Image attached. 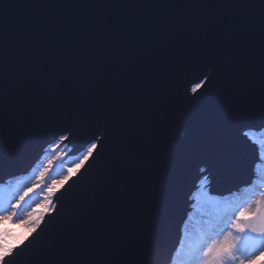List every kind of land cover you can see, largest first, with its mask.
<instances>
[{
  "label": "snow or ice",
  "instance_id": "1",
  "mask_svg": "<svg viewBox=\"0 0 264 264\" xmlns=\"http://www.w3.org/2000/svg\"><path fill=\"white\" fill-rule=\"evenodd\" d=\"M6 2L0 0V11ZM109 2L49 0L41 6L102 8ZM223 2L233 11L214 19L64 11L30 17L12 31L0 26V166L41 131L55 130L52 151L69 140L73 127L93 137L68 174L48 188L45 211L51 205L55 215L31 217L22 235L0 230V264H157L163 255L158 237L181 174L193 167L205 172L208 156L226 164L230 126L264 123V0ZM158 73L178 102H156L141 89ZM189 105L198 106L194 116L185 111ZM187 120L194 121L191 132L180 127ZM243 135L258 142L254 132ZM209 183V175L200 180L192 207L207 204L217 214L196 244L185 222L175 256L187 246L190 264L264 259V192L256 191L257 182L238 204L210 196ZM66 184L67 213L64 203L57 209L52 201ZM4 211L0 200V219L11 221Z\"/></svg>",
  "mask_w": 264,
  "mask_h": 264
},
{
  "label": "water",
  "instance_id": "2",
  "mask_svg": "<svg viewBox=\"0 0 264 264\" xmlns=\"http://www.w3.org/2000/svg\"><path fill=\"white\" fill-rule=\"evenodd\" d=\"M45 2H49V0H7L3 5V10L0 11V26L12 31L30 17L58 14L64 11H70L81 16L99 12L105 18L119 16L135 20L141 17H149L157 21L214 19L224 17L233 11L223 0H129L128 3H117L115 0H110L102 8L83 6L67 10L42 7L41 5ZM140 87L146 94L151 95L156 102H178L170 96L162 73H158L155 77H146ZM213 91H215V87ZM206 100L207 98L204 102ZM185 111L194 116L198 111V106L189 105L185 108ZM193 123L194 121L187 120L180 127H187L191 132ZM261 128H264V123L259 119L244 120L230 126L226 133L231 145L226 164H220L208 156L203 159L201 164V166L206 167L205 172L201 173L198 167H193L181 174L178 191L175 192L174 202L168 212L167 225L158 237L163 255L157 260V264H172L175 253L180 247L186 217L193 208L191 207L193 203L192 195L198 190L203 175H209L210 178L208 184L209 195L218 199L231 196L248 186H252L253 182L256 181L255 170L260 161L258 146L244 136L243 133ZM54 131H41L27 141L23 150L18 152L11 162H5L0 166V183L11 177L18 178L28 175L41 157L48 152V149L58 142V136L54 135ZM68 135L69 140L65 142L72 146V150L67 155H75L85 150L87 144L93 138L91 130L79 127H73ZM94 174L95 169L90 175ZM78 175L73 177V180L78 179ZM71 183L72 181H69V184ZM69 184L60 188L53 200L57 209H59L60 203L65 204V213H67L68 200L65 192ZM80 190L81 185H77L74 189V191ZM50 213L55 215V212L52 211L45 214V221L51 218Z\"/></svg>",
  "mask_w": 264,
  "mask_h": 264
},
{
  "label": "rangeland",
  "instance_id": "3",
  "mask_svg": "<svg viewBox=\"0 0 264 264\" xmlns=\"http://www.w3.org/2000/svg\"><path fill=\"white\" fill-rule=\"evenodd\" d=\"M251 132L255 133V140L258 141L256 144L260 154V144L264 143V128L253 129ZM51 149L52 147L48 149V152L44 155L41 162L35 165L28 175L18 178L11 177L7 179L8 182L5 187H0V200L3 201V208L5 209L2 214L13 216L11 221L0 219V230L9 229L13 235H22L27 229L25 222H30L31 217L38 218L40 214L45 216V214L52 211L51 205H48L49 210L47 212L44 207L46 203L45 197L48 195V188L55 184L57 180L62 179L64 175L68 174L69 170L74 167L75 162L79 159L84 150L75 155H67L72 150V146L67 142H64L59 148H56L55 151ZM259 158V169L257 170L256 167L255 170L257 176L256 191L264 192V170L262 169L264 159H261L260 155ZM49 161H51V164H49ZM45 169L47 171L43 177L44 182H42L40 172ZM204 176L205 175H203L202 178ZM7 180L0 184H4ZM206 187L208 191V185ZM249 187L251 186L247 188ZM59 189L60 188H58L56 192ZM25 193H27V195H25ZM21 196H24L23 200H20ZM244 196L245 189L228 197L231 198L234 204H238ZM257 198L258 197H253V201ZM53 200L54 197H52V201ZM53 203H55V201ZM195 203L196 201L193 200L192 205ZM215 212H217V209L203 203L198 210L194 208L190 210L185 222L188 224L187 231L191 243L196 244L207 235V222L214 217ZM13 213H16V215H13ZM189 215L192 217L191 220L188 219ZM183 238L184 226L181 239ZM187 251L188 249L186 246L185 251L179 257H175L176 264H190ZM255 264H264V259H258Z\"/></svg>",
  "mask_w": 264,
  "mask_h": 264
},
{
  "label": "bare ground",
  "instance_id": "4",
  "mask_svg": "<svg viewBox=\"0 0 264 264\" xmlns=\"http://www.w3.org/2000/svg\"><path fill=\"white\" fill-rule=\"evenodd\" d=\"M44 157V155L41 157V159L36 163V165L41 162L42 158ZM10 181V180H9ZM8 180L4 183V184H0V187H5L7 185Z\"/></svg>",
  "mask_w": 264,
  "mask_h": 264
},
{
  "label": "trees",
  "instance_id": "5",
  "mask_svg": "<svg viewBox=\"0 0 264 264\" xmlns=\"http://www.w3.org/2000/svg\"><path fill=\"white\" fill-rule=\"evenodd\" d=\"M262 169L264 170V165H263ZM259 177H260V176H259ZM216 214H217V212H215V215H216ZM215 215H214V216H215ZM175 264H176V263H175Z\"/></svg>",
  "mask_w": 264,
  "mask_h": 264
}]
</instances>
